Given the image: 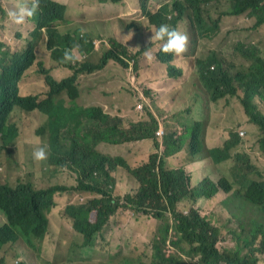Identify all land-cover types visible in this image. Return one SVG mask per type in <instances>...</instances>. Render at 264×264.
Masks as SVG:
<instances>
[{
  "label": "trees",
  "instance_id": "1",
  "mask_svg": "<svg viewBox=\"0 0 264 264\" xmlns=\"http://www.w3.org/2000/svg\"><path fill=\"white\" fill-rule=\"evenodd\" d=\"M56 1L40 0L38 14L26 22L32 23L30 35L33 42L27 43L23 53H11L0 41V142L10 145L19 137L18 127L12 120L16 112L45 115L46 121L35 133L46 141L48 163L55 169L66 168L73 172L76 186L52 185L39 189L31 181L12 186L0 180V214L4 220L0 223V264H26L15 254L19 250L16 245L36 252L40 264H72L70 260L53 262L41 258L39 246L48 231V214L56 205L55 196L73 192L85 194L86 199L67 205L62 214L72 231L82 238L81 247L92 246L119 210L131 209L139 214L151 215L160 222L158 235L151 245V264H259L257 254L264 255V180H250L251 176L262 177V174L252 165L246 153L238 151L241 140L236 131L227 135L225 129L222 130L220 125L213 126L210 120H197L182 124L180 133L165 130L162 136H157L161 124L152 113H148L146 120L131 122L125 128L122 118L108 115L99 105L82 107L78 101L81 76L98 73L111 61L123 69L129 68L132 61L136 70L139 57L145 58L146 51L156 57L157 76L172 81L185 78L186 68L175 63L178 56L162 53L160 44L150 41L155 28L168 24L171 29L187 32L190 47L200 37L215 36L221 18L226 16L246 15L254 20L253 28L259 30L264 28V0H225L227 8L217 19L209 15L204 18V6L211 0H166L160 7L150 6L149 0H139L142 17L147 23L143 26L130 23L124 34L127 37L132 33V40L140 44L145 42L135 55L130 54L132 43L126 44L118 37L119 21L126 20L120 13L113 20L118 34L115 28L106 30V19L103 20L101 34L105 52L99 63L85 62L78 68L68 66L72 74L57 80L41 62H37L39 72L44 75L47 92L42 99L21 96L18 93L20 81L37 60L36 42L44 38V33L46 47L54 60L61 59L66 49H72L77 44L80 51L90 52L93 49L91 43L83 41L86 38L81 35L80 29L74 33L57 30L59 25L68 23L69 7L66 0ZM96 1L107 4L119 0ZM87 20L84 15L85 27L88 26ZM184 20L188 21L189 28L182 31L178 22ZM108 37L111 38L109 41ZM82 45L87 48H82ZM235 52L249 63L247 67L237 68L232 61L219 57L216 52L205 59H195L201 86L199 91L214 104L210 111L221 113L222 104L219 101L227 103L226 97L237 100L248 123L260 132L258 151L264 155V112L260 109L264 107V51L253 43H238ZM183 85H172L170 95L174 96L175 92L187 87V83ZM171 102L175 106L180 104L174 98ZM222 115L225 117L226 113ZM218 136L227 138L220 147L214 142ZM143 140L153 144V152L144 162L135 163L127 157H110L96 150L99 143L119 145ZM205 143L210 145V149ZM180 153L178 165H171L175 161L172 157ZM225 162L232 164V180L219 175L218 171ZM198 163L202 164V169L209 165L212 172L193 183L188 168ZM118 169L124 170L136 182L137 189L133 194L123 197L114 195L116 180L113 173ZM219 194L225 196L224 204L235 205L238 201L242 214L245 211L254 214L248 227L243 229L247 230V235L242 238L243 248L236 246L219 251V228L195 207L198 201L214 200ZM183 201L189 202L185 213L178 208ZM241 235L233 233L238 239ZM10 251L13 252V262L8 260ZM111 263L113 260L106 264ZM138 264L144 263L139 261Z\"/></svg>",
  "mask_w": 264,
  "mask_h": 264
},
{
  "label": "rangeland",
  "instance_id": "2",
  "mask_svg": "<svg viewBox=\"0 0 264 264\" xmlns=\"http://www.w3.org/2000/svg\"><path fill=\"white\" fill-rule=\"evenodd\" d=\"M17 2L18 0H0V41L5 43L4 45L10 52L21 54L27 43L33 42L30 35L32 23L17 25L9 20L8 10L13 9ZM66 2L69 7V24L60 26L59 32L74 33L76 29H80L82 36L92 41H101V44L94 47L90 52L83 51L82 53H87L83 62L77 61L66 64L61 62L62 58L52 59L51 52L46 47L45 39L38 40L35 48L37 60L24 73L19 84L18 93L21 96H38L42 99L47 92L45 78L39 72L37 62H41L45 68H54L52 75L57 80L72 74L68 66L78 68L79 64L85 62L99 63L105 52L102 47L103 36L101 34L104 19H106L104 28L106 30L114 29L113 20L120 13H123L126 20L124 22L119 21L120 34H118L117 28L115 31L124 43H132L131 55L137 53V46L142 47L145 43L140 44L132 40V37L128 40L124 36L127 33L125 28L130 23H140L142 26L147 23L146 19L142 17L139 0H119L117 3L107 4L98 3L96 0H66ZM165 2L166 0H149V5L160 7ZM226 8L225 0H211L204 6V18L209 15L213 19H217ZM84 15L88 18L87 27L83 24ZM178 24L182 31H185L186 27L189 28L187 20L179 21ZM253 24L254 20L246 15L222 17L219 22V31L215 36L198 38L191 47L189 43L186 53L178 56L175 63L184 65L186 68L185 78L179 81L157 76L158 64L155 60L149 61L146 57L143 59L139 57L136 70L132 61L129 68L126 69L111 61L98 73L80 77L78 103L82 107L105 103L109 107L108 112L113 116H124L123 120L126 127L131 122L146 120L148 113H152L161 124L160 127L164 133L165 130L170 133H180L182 124L197 120H210L213 126L220 125L222 130L225 129L227 135L232 131H236V133L241 131L244 135L239 136L241 144L238 151L246 153L252 165L257 167L262 174V177L251 176L250 180H264V155L258 151L257 145L259 130L248 123L241 105L235 99L230 100L231 97L225 98L227 103L224 100L219 101L222 104L221 115H210V107H214V104L209 102L207 95L199 91L201 86L194 65L195 59H205L211 53L216 52L219 57L224 56L232 61L237 68L247 67L249 63L235 52V47L238 43L246 45L253 43L264 51V28L256 30L253 28ZM147 33L148 29L146 36ZM109 39L111 38L108 37L107 40L109 41ZM151 54L153 55L152 52ZM183 83H187V87L171 96L169 91L172 89V85L183 87ZM172 98L180 104L175 106L171 102ZM217 104L218 102L215 103V105ZM138 105H141V109H138ZM260 109L264 112L263 106ZM223 112L226 113L225 117L222 115ZM12 120L18 127L19 137L10 145H3L0 142V180L6 181L12 186L18 182L31 181L39 189L52 185L76 186V175L69 169H55L48 163V160L39 163L33 160L34 149L46 145V141L35 133L36 129L46 121V116L38 112H32L28 115L16 112ZM159 139L161 138L159 137ZM123 147L124 150L119 152L126 154V157L135 163L144 162L148 155L153 152L152 141L148 140L126 144ZM181 155L180 153L172 157L175 161L171 165L177 166ZM231 166V162H225L218 171L219 175H222V178L226 177L232 180ZM210 172H212V168L209 165H205L203 171H192L193 183L205 173ZM113 177L116 180L115 196L123 197L136 191V182L124 170H116ZM233 187L234 189L238 188L237 186ZM85 199L86 195L78 192L55 196L56 205L48 214V231L44 241L39 246L41 258L53 262L70 260L73 262L72 264H106L111 260H113L111 264H138L139 261L144 264H151V245L153 238L158 235L160 222L151 215L139 214L131 209L119 210L92 246L81 247L82 238L72 231L62 212L67 205L76 202L81 203ZM224 199L225 196L219 194L214 200L198 201L195 207L214 226L219 228L220 236L217 242L219 251L233 249L236 246L243 248L242 238L247 235V230L243 229L248 227L254 214L249 211L242 214V211L239 210L240 203L238 201L235 205H226ZM188 206L189 202L183 201L178 205V208L185 213ZM3 222V217L0 214V223ZM235 232L242 234L240 239L233 236ZM16 247L19 250L15 254L26 264H40L36 252L24 250L20 245H16ZM257 259L259 264H264V255L257 254ZM8 260L13 262V252L11 251L8 253Z\"/></svg>",
  "mask_w": 264,
  "mask_h": 264
},
{
  "label": "clouds",
  "instance_id": "3",
  "mask_svg": "<svg viewBox=\"0 0 264 264\" xmlns=\"http://www.w3.org/2000/svg\"><path fill=\"white\" fill-rule=\"evenodd\" d=\"M39 9H40V0H18L15 7L13 9L8 10L7 15H8L9 20L12 23L17 24V25H22V24H25L28 20L33 19L38 14ZM60 26L61 25L57 27L58 31H59ZM131 37H132V33H129V35L127 36L128 40H130ZM44 39L46 41L45 34H44L43 40ZM83 41L85 43H91L93 48L98 47L101 44V41H96V40L91 41L90 39H87V38ZM150 41L158 42L160 44V51L162 53L174 54L176 56H181L182 54L186 53L188 50V46H189L188 34L186 32H181L175 29H171L168 24H161L158 28H155L154 34H152L150 37ZM82 48H87V47L85 45L84 46L82 45ZM136 49L139 50V47L137 46ZM83 51H86V50H83ZM83 51H80V46L78 44L75 45L72 49H66L62 57V62L66 64L76 63L77 61L83 62V60L85 59V54L87 55V53L85 52L82 53ZM11 53H16V52H11ZM144 54L149 61L156 59V57L153 56L150 52L146 51ZM45 69L47 70L50 69L49 70L50 75L53 78H55L52 75V71L54 68H45ZM140 107L141 105H138V109H141ZM110 116L114 117L112 114ZM116 117H120L123 120V117L121 115H118ZM123 126L125 128L128 127V126L127 127L125 126L124 120H123ZM104 144H107V143H104ZM124 144H131V143H124ZM119 145H123V144H119ZM97 146H96V150H97ZM112 146H117V145H112ZM32 157H33V160L37 163L46 161L48 159V146L43 145V146H39L35 148L32 153ZM116 157H120V156H116ZM219 263L224 264V262H219Z\"/></svg>",
  "mask_w": 264,
  "mask_h": 264
},
{
  "label": "crops",
  "instance_id": "4",
  "mask_svg": "<svg viewBox=\"0 0 264 264\" xmlns=\"http://www.w3.org/2000/svg\"><path fill=\"white\" fill-rule=\"evenodd\" d=\"M58 1H61V0H58ZM62 4H65L66 5V3L64 2V1H62ZM67 24H69V21H68V23ZM100 107H102L103 108V110H104V112L105 113H108V114H110L109 112H108V110H109V107H108V105L107 104H105V103H103L102 105H99ZM212 114H219V115H221L220 114V112H216V111H211L210 112V115H212ZM111 115V114H110ZM123 118H124V116H122ZM211 131H213V129L211 130ZM216 131V130H215ZM226 139L227 138H224L223 136H218V138L216 137L215 138V143L217 144V147H220V146H222L223 145V143L226 141ZM143 141H147V140H143ZM139 142H141V141H139ZM206 144V143H205ZM215 144V145H216ZM222 144V145H221ZM126 144H123V145H117V146H112V145H108V144H104V143H100L98 146H97V150L100 152V153H102V154H104V155H108V156H110V157H116V156H120V157H126V154H124V153H120L119 151L120 150H124V147L123 146H125ZM214 145V146H215ZM206 147L208 148V149H210V145L208 146L207 144H206ZM188 170H189V172L191 173L192 171H203V169H202V164L201 163H198V164H194V165H192V166H190L189 168H188ZM206 174V173H205ZM203 177V176H202Z\"/></svg>",
  "mask_w": 264,
  "mask_h": 264
},
{
  "label": "built area",
  "instance_id": "5",
  "mask_svg": "<svg viewBox=\"0 0 264 264\" xmlns=\"http://www.w3.org/2000/svg\"><path fill=\"white\" fill-rule=\"evenodd\" d=\"M212 69H213V67H212ZM140 108H141V107H140ZM163 134H164V131H163V129H161V128L158 129L157 132H156V135H157V136H162ZM239 135L242 137V136L244 135V133L240 131V132H239Z\"/></svg>",
  "mask_w": 264,
  "mask_h": 264
}]
</instances>
